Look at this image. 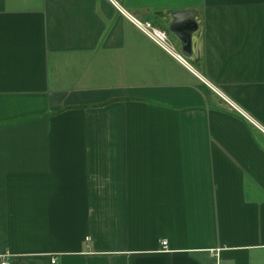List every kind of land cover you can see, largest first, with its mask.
Listing matches in <instances>:
<instances>
[{
    "label": "crops",
    "instance_id": "crops-1",
    "mask_svg": "<svg viewBox=\"0 0 264 264\" xmlns=\"http://www.w3.org/2000/svg\"><path fill=\"white\" fill-rule=\"evenodd\" d=\"M3 254L264 264V0H0Z\"/></svg>",
    "mask_w": 264,
    "mask_h": 264
},
{
    "label": "built area",
    "instance_id": "built-area-1",
    "mask_svg": "<svg viewBox=\"0 0 264 264\" xmlns=\"http://www.w3.org/2000/svg\"><path fill=\"white\" fill-rule=\"evenodd\" d=\"M135 22L141 33L143 32L154 44L170 52L167 35L163 30L154 28L148 21L142 23L137 21ZM177 58L181 60L179 56H177ZM164 243V240L160 241L162 247H164ZM50 261L53 262L54 258H51ZM0 264H8V254H3L0 256Z\"/></svg>",
    "mask_w": 264,
    "mask_h": 264
},
{
    "label": "water",
    "instance_id": "water-1",
    "mask_svg": "<svg viewBox=\"0 0 264 264\" xmlns=\"http://www.w3.org/2000/svg\"><path fill=\"white\" fill-rule=\"evenodd\" d=\"M182 28H175L171 24L166 26L168 32H173L180 42V54L183 57H188L192 54V45L190 42V34L196 29L194 21L187 20L181 25Z\"/></svg>",
    "mask_w": 264,
    "mask_h": 264
},
{
    "label": "rangeland",
    "instance_id": "rangeland-1",
    "mask_svg": "<svg viewBox=\"0 0 264 264\" xmlns=\"http://www.w3.org/2000/svg\"><path fill=\"white\" fill-rule=\"evenodd\" d=\"M139 21H141V20H139ZM149 22V21H148ZM168 25V23H167V21L164 23V24H162V26H163V28H165L166 29V26ZM162 29V28H161ZM162 30H164V29H162ZM167 30V29H166ZM165 31V30H164Z\"/></svg>",
    "mask_w": 264,
    "mask_h": 264
}]
</instances>
